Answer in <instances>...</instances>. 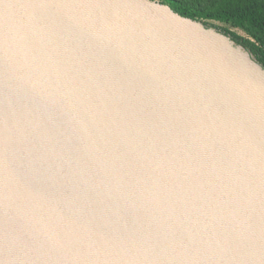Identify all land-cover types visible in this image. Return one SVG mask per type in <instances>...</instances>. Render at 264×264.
Segmentation results:
<instances>
[{
	"label": "water",
	"instance_id": "obj_1",
	"mask_svg": "<svg viewBox=\"0 0 264 264\" xmlns=\"http://www.w3.org/2000/svg\"><path fill=\"white\" fill-rule=\"evenodd\" d=\"M173 0H0V264H264V63Z\"/></svg>",
	"mask_w": 264,
	"mask_h": 264
},
{
	"label": "trees",
	"instance_id": "obj_2",
	"mask_svg": "<svg viewBox=\"0 0 264 264\" xmlns=\"http://www.w3.org/2000/svg\"><path fill=\"white\" fill-rule=\"evenodd\" d=\"M169 3L189 17L242 30L254 40L246 39V42L256 49L259 60L264 63V0H173Z\"/></svg>",
	"mask_w": 264,
	"mask_h": 264
},
{
	"label": "rangeland",
	"instance_id": "obj_3",
	"mask_svg": "<svg viewBox=\"0 0 264 264\" xmlns=\"http://www.w3.org/2000/svg\"><path fill=\"white\" fill-rule=\"evenodd\" d=\"M189 5H191V4H189ZM211 22L216 23V24H222V25L225 26L227 29L232 30L233 32H235V33L238 34L239 36H241V37H243V38H245V39H247V40H250V41H253V42H254L253 39H251V38H250L245 32H243V31L240 30V29L232 28V27H230V26H228V25H225V24H223V23H220V22H215V21H211Z\"/></svg>",
	"mask_w": 264,
	"mask_h": 264
}]
</instances>
